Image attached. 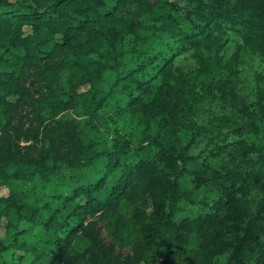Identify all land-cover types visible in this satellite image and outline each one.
<instances>
[{
	"label": "trees",
	"instance_id": "obj_1",
	"mask_svg": "<svg viewBox=\"0 0 264 264\" xmlns=\"http://www.w3.org/2000/svg\"><path fill=\"white\" fill-rule=\"evenodd\" d=\"M124 1L0 0V126L21 68L62 49L42 114L67 111L77 142L60 152L50 129L39 154L0 150V264H68L74 236L84 264H111L86 215L138 192L149 200L135 214L139 260L169 262L193 233L196 264H264V187L248 195L264 176V69L248 92L231 87L244 52L264 65V0H188L184 13L141 2L116 16ZM189 51L195 64L175 61ZM203 102L210 116L198 121ZM203 139L201 158L191 148ZM183 205L194 214L179 215Z\"/></svg>",
	"mask_w": 264,
	"mask_h": 264
},
{
	"label": "rangeland",
	"instance_id": "obj_2",
	"mask_svg": "<svg viewBox=\"0 0 264 264\" xmlns=\"http://www.w3.org/2000/svg\"><path fill=\"white\" fill-rule=\"evenodd\" d=\"M162 0H125L122 8L116 12V16L126 17L131 14L136 6L141 2L157 3ZM173 2L177 10L184 13L189 8L188 0H169ZM136 19V17H135ZM107 19L101 18L94 28L106 26ZM247 24L237 19L233 26L234 32L232 38L239 40L244 34ZM23 33L31 31L30 26H23ZM80 33L74 32L72 43L75 44L80 39ZM235 49L233 44L229 45V51ZM58 49L50 58L38 61H31L25 64L21 70L18 81L20 92L8 96L7 122L0 126V150L3 146H9L12 153L17 151L26 154L41 153L44 141L43 136L46 130L54 129L57 137V148L60 152H70L77 145L75 134L71 129L70 116L67 111L56 113L52 118H45L42 114L44 97L53 86L51 73L59 72L61 65L60 53ZM175 61L184 67L195 64V58L191 52H185L176 56ZM264 69V65L259 63L256 58H252L247 52L243 53L242 62L239 71L231 76V87L238 93H246L251 89L252 79L255 69ZM90 73V72H89ZM88 76V75H87ZM88 87V83H83L79 89ZM216 105L215 102H209ZM208 103L203 102L195 111V118L198 121H205L210 116V110L207 109ZM217 108V106L213 107ZM206 139L198 141L191 148L193 153H202L206 155ZM205 149V150H204ZM256 165L255 168L261 167ZM264 169V166H263ZM259 187H264V176L259 180V185H252L248 193L250 197L257 195ZM255 192V194H254ZM7 193L4 185H0V195ZM199 197V196H198ZM80 201L84 198L80 197ZM115 208L101 209L95 213L86 215L85 223H88L89 234L96 235L99 246L105 248L110 255L111 264H196L195 259V236L193 233L185 235V243L173 247L172 256L169 262L158 260L156 263L144 262L139 260L136 254L135 237L141 234L140 225L135 221V214L138 210L149 209V200L145 193L138 192L131 198H121ZM183 203H181L182 205ZM194 211L188 205H183L179 215L192 216ZM3 222H5L3 220ZM3 223L0 225V236L4 235ZM85 244L84 236L72 237L67 251L68 264H84L89 254L83 251ZM107 248V249H106ZM109 250V251H108ZM20 253V251H18Z\"/></svg>",
	"mask_w": 264,
	"mask_h": 264
}]
</instances>
